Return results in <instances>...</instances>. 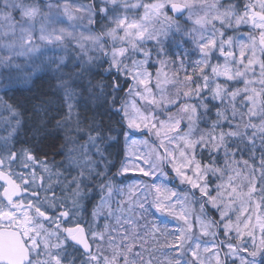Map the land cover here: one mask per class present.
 I'll list each match as a JSON object with an SVG mask.
<instances>
[{
	"label": "snow or ice",
	"instance_id": "snow-or-ice-1",
	"mask_svg": "<svg viewBox=\"0 0 264 264\" xmlns=\"http://www.w3.org/2000/svg\"><path fill=\"white\" fill-rule=\"evenodd\" d=\"M0 69V264H264V0H0Z\"/></svg>",
	"mask_w": 264,
	"mask_h": 264
},
{
	"label": "bare ground",
	"instance_id": "bare-ground-1",
	"mask_svg": "<svg viewBox=\"0 0 264 264\" xmlns=\"http://www.w3.org/2000/svg\"><path fill=\"white\" fill-rule=\"evenodd\" d=\"M2 71L3 69H0V72ZM3 83L4 81L2 77H0V84ZM40 83H42V85L38 87L37 85ZM50 83V79L48 77H44L41 79H34L30 83H25L23 80H19L12 85V88L9 91H5L3 88H0V112H3V103L6 102L7 104L16 106L21 111H23L24 107V110H27V115L32 117L33 107H40L41 100L54 99L43 95L44 92L49 90ZM37 97H39V99H37ZM4 114L7 115V113ZM55 159L59 162L63 159V157L57 156Z\"/></svg>",
	"mask_w": 264,
	"mask_h": 264
},
{
	"label": "trees",
	"instance_id": "trees-1",
	"mask_svg": "<svg viewBox=\"0 0 264 264\" xmlns=\"http://www.w3.org/2000/svg\"><path fill=\"white\" fill-rule=\"evenodd\" d=\"M41 85H42V83L38 84L37 86L39 87V86H41Z\"/></svg>",
	"mask_w": 264,
	"mask_h": 264
},
{
	"label": "rangeland",
	"instance_id": "rangeland-1",
	"mask_svg": "<svg viewBox=\"0 0 264 264\" xmlns=\"http://www.w3.org/2000/svg\"><path fill=\"white\" fill-rule=\"evenodd\" d=\"M23 111H24V107H23ZM170 219V218H169ZM171 227V225H169Z\"/></svg>",
	"mask_w": 264,
	"mask_h": 264
}]
</instances>
